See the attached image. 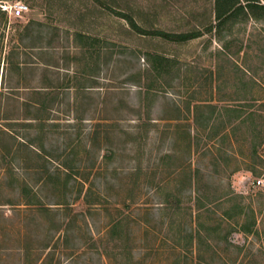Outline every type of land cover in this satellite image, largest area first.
Segmentation results:
<instances>
[{
	"label": "rangeland",
	"instance_id": "374dc122",
	"mask_svg": "<svg viewBox=\"0 0 264 264\" xmlns=\"http://www.w3.org/2000/svg\"><path fill=\"white\" fill-rule=\"evenodd\" d=\"M214 4L0 0V264H264V18Z\"/></svg>",
	"mask_w": 264,
	"mask_h": 264
},
{
	"label": "trees",
	"instance_id": "16d2710c",
	"mask_svg": "<svg viewBox=\"0 0 264 264\" xmlns=\"http://www.w3.org/2000/svg\"><path fill=\"white\" fill-rule=\"evenodd\" d=\"M214 19L216 21L215 27L220 30L227 22L243 21L249 17L261 19L264 18V0H215L214 4ZM123 16L129 21L130 25L136 31L142 34H150L162 37L169 41L184 42L192 38L198 37L202 34L200 29H189L185 31H169L160 27L152 25L151 27L144 26L138 22L136 17L129 13H123ZM209 30L214 25L210 23ZM206 25V27H208ZM148 60L150 62V70L157 77L162 76L170 70V57L161 53H148Z\"/></svg>",
	"mask_w": 264,
	"mask_h": 264
},
{
	"label": "built area",
	"instance_id": "2783aa9c",
	"mask_svg": "<svg viewBox=\"0 0 264 264\" xmlns=\"http://www.w3.org/2000/svg\"><path fill=\"white\" fill-rule=\"evenodd\" d=\"M3 8L8 11L10 16L14 17H22L24 13L29 10L28 4L23 1H15L14 3L5 4L3 5ZM253 183L254 185L264 186V178H258Z\"/></svg>",
	"mask_w": 264,
	"mask_h": 264
}]
</instances>
